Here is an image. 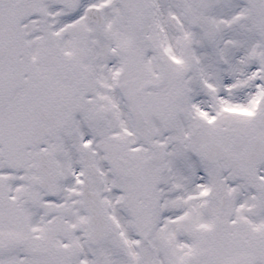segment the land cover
Instances as JSON below:
<instances>
[{
	"label": "snow or ice",
	"instance_id": "1",
	"mask_svg": "<svg viewBox=\"0 0 264 264\" xmlns=\"http://www.w3.org/2000/svg\"><path fill=\"white\" fill-rule=\"evenodd\" d=\"M0 264H264V0H0Z\"/></svg>",
	"mask_w": 264,
	"mask_h": 264
}]
</instances>
